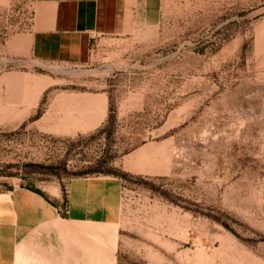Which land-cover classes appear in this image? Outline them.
I'll use <instances>...</instances> for the list:
<instances>
[{"label": "rangeland", "instance_id": "374dc122", "mask_svg": "<svg viewBox=\"0 0 264 264\" xmlns=\"http://www.w3.org/2000/svg\"><path fill=\"white\" fill-rule=\"evenodd\" d=\"M31 12L0 8V195L65 219L71 181L116 178L99 264H264V0H147L84 65L12 60Z\"/></svg>", "mask_w": 264, "mask_h": 264}, {"label": "crops", "instance_id": "0c3cea01", "mask_svg": "<svg viewBox=\"0 0 264 264\" xmlns=\"http://www.w3.org/2000/svg\"><path fill=\"white\" fill-rule=\"evenodd\" d=\"M13 1L0 0V8ZM27 3L30 25L7 43L9 57L66 65L87 63L95 41L130 35L138 22L135 9L147 6V0ZM99 125L96 118L88 131ZM121 189L122 182L112 177L74 179L65 219L60 207L33 191L19 188L0 195V264H99L110 247L114 256Z\"/></svg>", "mask_w": 264, "mask_h": 264}, {"label": "trees", "instance_id": "16d2710c", "mask_svg": "<svg viewBox=\"0 0 264 264\" xmlns=\"http://www.w3.org/2000/svg\"><path fill=\"white\" fill-rule=\"evenodd\" d=\"M33 191V190H32ZM34 193H36V194H38V195H40V196H42L43 198H45V196L42 194V193H40V192H38V191H33ZM46 199V198H45Z\"/></svg>", "mask_w": 264, "mask_h": 264}]
</instances>
